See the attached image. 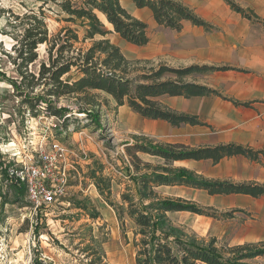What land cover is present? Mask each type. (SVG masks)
<instances>
[{"label": "trees", "instance_id": "trees-1", "mask_svg": "<svg viewBox=\"0 0 264 264\" xmlns=\"http://www.w3.org/2000/svg\"><path fill=\"white\" fill-rule=\"evenodd\" d=\"M50 3L64 21L84 30L80 39L79 31L65 28L58 34L50 33L42 9L39 13L31 11L23 16H13L9 21L16 44L12 47L14 55L6 53L14 67L17 78L4 79L12 86L14 94L20 100L18 111L22 117L26 114L37 118L41 114L67 121L69 109L57 106L65 98L79 100L90 99L91 92H99L111 97L117 108L127 106L132 112L145 120L163 121L173 127L182 125L204 126L199 118L189 114L176 113L163 106L158 99L162 97H182L185 99L221 94L205 85L187 82L186 79L198 75L227 71L228 68L190 66L182 69L170 68L164 64L152 67L149 62H131L121 49L111 43L107 36L118 35L124 42L135 47L149 44L148 26L132 17L121 4V0H43ZM138 9H149L156 23L164 28L180 32L184 22L210 30L212 27L199 18L193 10L177 0H132ZM225 2L236 13L249 20L258 18L240 8L231 0ZM4 13V11L0 10ZM12 11H9L11 13ZM106 26L111 27V31ZM99 36L102 40L95 41ZM91 43L88 48L77 47ZM47 46L48 59L40 61L39 48ZM39 64L37 71L34 67ZM144 65L140 70L137 66ZM151 65V66H150ZM150 66V68H148ZM135 67V68H133ZM75 69L78 77L64 80ZM88 104L91 105L90 102ZM85 115L91 113L83 110ZM96 124L99 122L95 121ZM99 126V124H98ZM136 143L126 146L130 158L129 179L134 185L128 186L121 195L120 205L109 202L112 181L105 178L103 167L90 172L100 194L114 208L127 238L126 220L133 224L132 245L136 252L135 264H249L247 261L264 256V243L237 246L226 258L218 241L199 240L195 235L187 236L175 228L168 218L171 213H191L198 216L233 219L235 210L221 216L209 208L183 201L162 199L157 190L166 187H185L205 191L209 196L243 195L253 198L264 197V186L256 183L234 184L227 181H210L183 168H172V164L181 161L211 160L218 164L224 158L242 156L250 161H260L264 152H256L248 147L230 144L217 147L189 149L184 146H163L152 141L136 138ZM139 154L160 160L163 165L154 166L145 163ZM8 169H6L7 171ZM0 171H4L0 163ZM9 171V170H8ZM8 173V172H7ZM9 174V173H8ZM19 196L25 195V188L16 182ZM149 203L148 206L145 204ZM81 210L86 209L79 206ZM92 220L98 214H91ZM91 233L92 230H89ZM82 254L88 264H108L102 244L91 238ZM85 243V242H84ZM34 264H42L36 260Z\"/></svg>", "mask_w": 264, "mask_h": 264}, {"label": "rangeland", "instance_id": "rangeland-1", "mask_svg": "<svg viewBox=\"0 0 264 264\" xmlns=\"http://www.w3.org/2000/svg\"><path fill=\"white\" fill-rule=\"evenodd\" d=\"M41 9L51 34L56 35L65 28H71L79 31L80 39L84 37V30L65 22V17L58 15L50 3L45 4L43 0H0V10L4 11L0 12V163L4 169L0 171V264H34L36 260L42 261V264H88L81 252L91 243L92 237L102 244L106 263L135 264L133 224L126 220L127 240L114 208L100 194L89 176L90 172L104 168L102 175L112 181L109 202L116 205L122 203L121 195L127 192L129 185L135 190L128 176L130 158L126 146L134 145L136 138H145L139 122L142 118L127 106L117 108L111 97L91 92L87 100L65 98L59 101L57 106L69 109L71 113L61 127L50 131V117L47 115L41 114L37 118L28 114L21 116L18 111L20 100L1 75L17 78L13 65L5 55H14L12 47L16 44L10 34L13 30L9 21L14 20L13 16H23L31 11L39 13ZM106 28L112 30L109 26ZM107 39L119 47L129 61L148 62L142 59L139 49L127 44L115 33L109 34ZM99 40L102 38L97 36L95 41ZM90 46V42L77 45L83 48ZM47 48H39L40 61L47 62ZM38 65L34 67L35 71ZM157 66L152 63V67ZM143 67L137 66L136 70ZM77 77L78 73L73 69L64 80ZM186 81L203 82V79L194 76ZM83 110L91 113L92 117L82 113ZM95 121L99 122V126ZM51 133L53 139L68 147L71 159L79 164L78 172L62 204L48 210H34L26 199V192L24 196H19L16 181L8 173L17 161L31 155L44 138L50 139ZM139 158L154 166L163 165L160 160L148 155L139 154ZM171 167L177 168L175 164ZM157 193L162 199L183 200L212 209L208 212H216L217 216L233 211V208H228L227 199L211 197L205 191L166 187L158 189ZM80 205L86 209L81 210ZM93 213L98 214L96 221L92 220ZM168 218L175 228L187 236L195 235L205 242L215 238L226 258L237 247L235 239L241 235L246 221L238 213L233 219L191 213H171ZM247 263L253 264V261Z\"/></svg>", "mask_w": 264, "mask_h": 264}, {"label": "crops", "instance_id": "crops-1", "mask_svg": "<svg viewBox=\"0 0 264 264\" xmlns=\"http://www.w3.org/2000/svg\"><path fill=\"white\" fill-rule=\"evenodd\" d=\"M190 8L212 28L183 23L180 32L159 26L149 9H138L132 0H121L122 7L148 26L150 42L135 47L142 59L157 65L182 69L190 66L228 68L198 76L191 82L215 90L219 96L185 99L162 97L166 108L199 118L204 126L173 127L163 121L139 119L143 136L154 144L184 146L189 149L240 145L264 152V0H231L258 19L236 13L225 0H177ZM132 46V45H131ZM191 76V77H194ZM189 77V78H191ZM153 158V157H152ZM210 181L264 186V158L253 162L245 157L173 163ZM207 193V192H206ZM227 199L228 208L245 217L236 245L264 243V197L243 195L211 196ZM236 216V213L234 214ZM253 264H264V256Z\"/></svg>", "mask_w": 264, "mask_h": 264}, {"label": "built area", "instance_id": "built-area-1", "mask_svg": "<svg viewBox=\"0 0 264 264\" xmlns=\"http://www.w3.org/2000/svg\"><path fill=\"white\" fill-rule=\"evenodd\" d=\"M63 123L64 119L50 117V131ZM37 147L17 161L9 176L25 188L26 199L34 210H48L64 202L79 164L71 159L68 147L52 138V133Z\"/></svg>", "mask_w": 264, "mask_h": 264}]
</instances>
